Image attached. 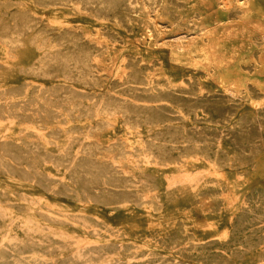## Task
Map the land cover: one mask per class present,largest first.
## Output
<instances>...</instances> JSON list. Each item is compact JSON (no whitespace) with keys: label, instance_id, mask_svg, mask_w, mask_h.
Returning <instances> with one entry per match:
<instances>
[{"label":"rangeland","instance_id":"1","mask_svg":"<svg viewBox=\"0 0 264 264\" xmlns=\"http://www.w3.org/2000/svg\"><path fill=\"white\" fill-rule=\"evenodd\" d=\"M60 1L0 0V19L32 21L42 35L15 50L0 42V111H15L0 117V147L22 139L41 156L68 161L25 163L10 174L0 167V261L264 264L256 235L264 237V86H256L264 82V43L262 50L244 48L238 36L264 34V0L235 4L234 20L248 31L216 26L226 0H169L181 31L198 20L218 29L224 64L259 88L234 102L222 98L204 61L170 48L169 37L180 31L157 16L159 9L133 14L114 1L99 17ZM185 34L189 41L194 31ZM65 36L74 50H87L85 82L54 67L50 76L39 73L44 59L69 55L70 47H53ZM251 52L257 64L242 61ZM132 70L138 78L131 95L124 81ZM107 101L140 107L141 116L130 126L120 112H101ZM155 113L160 118L150 124ZM154 139L163 162L137 150ZM77 160L93 179L83 194L70 186ZM110 194L120 205L103 203Z\"/></svg>","mask_w":264,"mask_h":264},{"label":"bare ground","instance_id":"2","mask_svg":"<svg viewBox=\"0 0 264 264\" xmlns=\"http://www.w3.org/2000/svg\"><path fill=\"white\" fill-rule=\"evenodd\" d=\"M35 1L42 6L63 5L60 0ZM64 1L76 3V5H78L80 8L85 9L90 14H94L99 17L103 15V12L107 7L114 5V1L117 2V4L124 6V8H127V10L133 14L145 13L147 16H149V14L153 13L154 10L159 9L160 12L157 16L165 19L173 28H176V31H180L179 33L169 37L168 44L170 48H174L177 51H183L189 55L194 53V55L197 56V61H204L206 63L205 68L208 69V72L213 74V76L218 79L219 88L221 89V96L222 98L226 99V102H234L244 98L252 99V94L259 89L249 88V84L243 81V79L247 77L240 73L239 68L231 64H224L226 63L224 59L226 48H224L218 40L219 35L216 32L218 29H214L212 26L207 27L204 23L198 20L197 22H189L192 24V26L190 28L186 27V29L181 31L183 28L179 27L180 25L176 23L174 16L171 15V4L169 0H148L147 6H145V4L141 1L136 0H104L105 2H102L103 0ZM242 1L244 3H248V5H250L251 2L250 0H226L227 7L224 5V10L221 12L219 19L214 20L215 22L217 21L216 26L220 28L233 24L232 27L235 28L236 31L237 29L239 31L241 27L242 30L244 28L246 31H248V26L243 27L239 20H237L238 22L234 20V18L236 19L235 15L239 13L235 4L238 2L241 3ZM148 31L153 32L154 35L158 34L151 29ZM185 31H194V34H191L193 36V39L191 38L192 40H186L187 35L185 34ZM41 36V32L37 31L35 23L32 21L20 24L19 19L17 18H9L5 20L0 19V42L5 44L10 50L17 49L27 39H36L40 38ZM238 36L241 37L242 47L250 48L251 46H256V49L262 50L264 34L260 36H256L255 34H239ZM58 46L70 47L71 51L69 55L61 60L44 59V61H42V63L39 65V68L41 69L39 71L40 75L46 74V76H50V74L53 73L48 70L54 67V71L58 74L70 76L72 72H76L81 82L87 81L89 72L87 69V64L84 61L85 57H83L87 54V50H74V41L67 36L63 37L62 40L53 45V47ZM242 61L249 63L254 62L256 64L258 63L255 58V52H251L250 55L243 58ZM68 69L70 71H68ZM261 70H264V68H261ZM136 73L137 72L135 70H132L129 77L124 81V87H126V90L124 91L125 93L131 95L135 93L134 90H132V86L136 84V80L138 78ZM256 86H264V82L261 85L257 84ZM69 109L78 110V112L84 116L90 115L88 109L78 108L74 104H72ZM112 111L122 113V116L126 119L130 126H134V122H137L141 116L140 114L142 109L136 106H123L122 104L118 103H111L108 101L105 102L101 112H111L112 114ZM14 114L15 111L12 109L0 111V117L12 116ZM48 118L49 117H47V119ZM159 118V115L155 113L152 115L151 119H149V123H155ZM226 122L222 123L225 124ZM137 150L144 152L146 155L150 154V156L158 158L162 162L164 161L165 154L163 152V146L159 144L157 139L149 141L147 144L140 146ZM186 153L187 151L185 150L184 154ZM27 155H29L28 161L25 160V156ZM23 160H25V162ZM42 160L52 161L55 164L62 166H67L68 164V161L64 159H53V157L50 155L41 156L40 150L37 146H28L27 143L22 139H20L19 145L17 147H14L12 144L0 147V167H3L4 170L9 174L13 171H17L16 168L25 163L30 165L32 168H37L40 166ZM258 167H260L259 164ZM70 168L71 189L73 190L74 188V190L76 192L78 191L80 194L88 192L93 179L91 174L86 170V161L77 160ZM261 169H264L262 164ZM18 173L24 178L27 176L24 171H20ZM104 199L105 200L103 203L110 205H120L122 202V199L117 200L114 194H110ZM262 203L264 207V193L262 195ZM256 235L259 237L258 239L260 241H264V237L261 238L262 235ZM0 264H3V262L0 261Z\"/></svg>","mask_w":264,"mask_h":264}]
</instances>
